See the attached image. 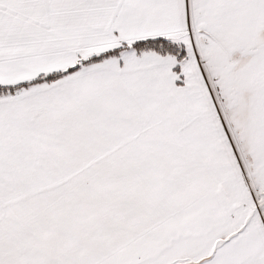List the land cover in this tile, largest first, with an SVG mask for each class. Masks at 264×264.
<instances>
[{"label":"snow or ice","instance_id":"6c2138e0","mask_svg":"<svg viewBox=\"0 0 264 264\" xmlns=\"http://www.w3.org/2000/svg\"><path fill=\"white\" fill-rule=\"evenodd\" d=\"M0 264H264V0H0Z\"/></svg>","mask_w":264,"mask_h":264}]
</instances>
